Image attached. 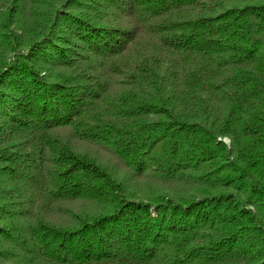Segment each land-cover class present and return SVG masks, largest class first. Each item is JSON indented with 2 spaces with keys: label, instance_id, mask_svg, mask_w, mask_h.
Segmentation results:
<instances>
[{
  "label": "trees",
  "instance_id": "trees-1",
  "mask_svg": "<svg viewBox=\"0 0 264 264\" xmlns=\"http://www.w3.org/2000/svg\"><path fill=\"white\" fill-rule=\"evenodd\" d=\"M0 264H264V0H0Z\"/></svg>",
  "mask_w": 264,
  "mask_h": 264
}]
</instances>
